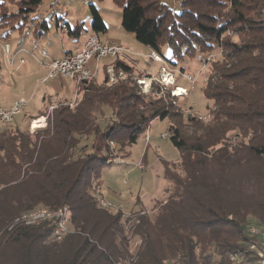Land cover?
<instances>
[{"label": "trees", "instance_id": "16d2710c", "mask_svg": "<svg viewBox=\"0 0 264 264\" xmlns=\"http://www.w3.org/2000/svg\"><path fill=\"white\" fill-rule=\"evenodd\" d=\"M41 1L19 0V11L29 15ZM113 1L122 8V29L169 63L176 58L172 37L185 32L191 53L197 45L220 50L202 88L211 118L183 115L167 102L169 93L155 94V82L143 94L129 77L110 84L106 74L101 82L81 81L79 101L53 108L42 129L0 123V264H261L230 256L244 250L249 218L264 224V0H181L178 12L154 0L157 14L141 0ZM89 7L92 33L106 31ZM62 27L74 40L82 35V26ZM169 29L165 57L161 41ZM113 64L129 73L122 60ZM164 118L180 154V172L164 165V200L150 215L139 210L125 219L101 207V170L112 151L135 144L152 120ZM39 206H67L72 232L53 240L54 221L9 229L17 215ZM132 237L140 244L130 252Z\"/></svg>", "mask_w": 264, "mask_h": 264}, {"label": "rangeland", "instance_id": "374dc122", "mask_svg": "<svg viewBox=\"0 0 264 264\" xmlns=\"http://www.w3.org/2000/svg\"><path fill=\"white\" fill-rule=\"evenodd\" d=\"M18 1L0 0V42L8 44L11 51H16L19 48L25 50L20 54L24 58V62L16 61L15 64L9 66L5 62L0 48V108H8L14 102H24L21 114L16 115L9 124L7 123V127L27 128L29 132L28 127L31 119L48 116L57 106L63 104L73 106L79 101L82 93H79V84L74 83L75 81L59 77L42 82L41 78L46 76L48 71L41 63L36 62L31 54L42 61H48L50 58L59 59L65 54L76 52L82 43L81 37L74 40L66 33V29L62 25L68 23L71 28L82 26L80 34L95 35L91 31L90 4L97 8L107 26L106 31L95 36L104 42L129 49L128 53L118 57L100 59L95 76L91 79L101 82L103 76L108 75V69L113 68L115 59L118 58L129 67L126 79L129 77L128 80L133 81L139 91L136 83L137 77L144 78L147 74L158 76V70L163 66L161 62L149 60L146 55L152 50L136 41L133 33L125 32L122 29V8L113 0H42L38 7L26 16L19 11L20 3ZM141 1L145 6H148L151 14L158 13V10H155L154 0ZM164 2L173 11L180 10L181 0H164ZM58 16H62V20H58ZM45 22L46 29L42 25ZM56 22L62 23L58 26ZM170 22H172L171 18H167L164 29ZM171 30H166L161 41L165 57H170L171 54V50L165 42L172 33ZM39 31H43L42 35ZM37 35H40L39 46L35 41ZM174 37H172V41L176 49L175 63L166 61V65L174 70L175 85L182 89L181 92L186 93H179L167 102L171 104L175 102L172 105L177 110L190 108L193 114L200 115L204 121H208L211 116L206 107L210 103L204 97L202 88L206 84L210 62L220 58V50L214 49L205 53L200 51V47L197 45L193 54L190 52V47L188 46V50L185 45L188 37L193 39L189 32H185L181 37ZM192 50L194 49L192 48ZM44 51L48 56L43 54ZM207 55L210 56V60H206ZM87 68L94 71L95 61H89ZM119 71L113 69L114 74ZM186 77H191L192 81H188ZM28 116L33 117L28 120ZM108 118L107 116L102 117L104 121ZM183 120L185 119L183 118ZM168 125L167 118L152 120L145 131V134L148 131V141L144 139L145 134L141 133L135 144L112 151L109 158L111 165L101 170L100 194L104 201L110 204L109 209L112 212L120 211L124 219L139 210L150 215L153 207L164 200L165 189L169 186L168 181L164 178V165L168 164L170 168L180 172L179 151L171 144L169 137H160L163 132L168 131ZM139 164L142 166L141 169L137 167ZM39 208L44 207L39 206L35 209ZM249 220L250 224L257 223L255 218H249ZM69 229L72 232L70 227ZM53 240L59 241L55 238ZM138 244H140V239L132 237L129 243L130 252H133Z\"/></svg>", "mask_w": 264, "mask_h": 264}, {"label": "built area", "instance_id": "2783aa9c", "mask_svg": "<svg viewBox=\"0 0 264 264\" xmlns=\"http://www.w3.org/2000/svg\"><path fill=\"white\" fill-rule=\"evenodd\" d=\"M82 43L79 45L76 52L65 54L59 59H50L49 61H42L34 54L31 57L41 64H44L47 69V75L41 78L42 82L47 80L62 78H69L74 83L79 84L81 81L89 80L95 76V71L97 70L98 63L100 59L104 57H118L129 52V49L112 43H105L100 40L98 36H85L81 35ZM0 48L4 57L5 62L12 66L15 62H24V58L20 57L19 54L25 51L23 48H19L16 51H11L8 44L0 42ZM19 55V56H18ZM149 60L153 62H161V66L158 70V76H150L147 74L144 78L137 77L136 83L143 94H149L152 91V83L155 82L159 86V90L155 92L157 96L166 97V93L173 98L176 94L177 89H180L175 85L176 79L174 70L168 68L166 61L161 57V55L152 50L148 55H146ZM95 61V69L91 71L87 68L89 61ZM207 60H210V56L207 55ZM127 74L123 71H119L117 74L113 73V68L108 69L109 83H113L116 80L126 79ZM188 81H192L191 77H186ZM173 87V88H170ZM186 93V92H181ZM170 98V99H171ZM175 104V102H172ZM72 106L71 104H69ZM24 107V102H14L8 108H0V123L7 124L13 120V118L21 114L22 108ZM51 110V108H50ZM181 113L185 116H193L197 119H202L200 115H195L191 112L190 108L180 109ZM48 116L36 117L29 122V132L33 133L36 129L44 128L47 125ZM169 132H163L160 137L167 138ZM145 141H148L149 135L148 131L144 137ZM109 146L114 149L115 144L113 141H109ZM139 169L142 166L137 165ZM98 204L101 207L109 208L108 204L102 197L98 199ZM128 217H131L128 216ZM43 221H54V229L52 236L53 238L60 240L62 237L69 234L71 231L68 227L69 221V209L67 206H61L55 209H50L47 207L32 209L29 211H24L17 215L11 222L9 229L15 225H33ZM246 242L245 248L239 253H235L230 256V261L232 262H242L246 261L250 256L256 257V260L261 264H264V224L261 225H249L246 230Z\"/></svg>", "mask_w": 264, "mask_h": 264}, {"label": "crops", "instance_id": "0c3cea01", "mask_svg": "<svg viewBox=\"0 0 264 264\" xmlns=\"http://www.w3.org/2000/svg\"><path fill=\"white\" fill-rule=\"evenodd\" d=\"M41 35H42V34H41ZM39 36H40V35H37V37H35V41H36V44H37L38 46H39V42H38V41H40V40H39V39H40ZM101 41H102V40H101ZM103 42H104V41H103ZM105 43H109V42H105ZM37 45H36V46H37ZM38 46H37V47H38ZM147 48H149V47H147ZM149 49H150V48H149ZM150 51H151V50H150ZM43 54H46V52L44 51ZM19 55H20V54H19ZM19 55H18V56H19ZM46 55H47V54H46ZM47 56H48V55H47ZM20 57H21V55H20ZM50 59H52V58H50ZM47 60H48V59H47ZM44 61H45V60H44ZM48 61H49V60H48ZM45 62H46V61H45ZM41 65H43L44 68H46V66H45L44 64H41ZM38 110H39V109H38ZM32 115H36V114H32Z\"/></svg>", "mask_w": 264, "mask_h": 264}, {"label": "bare ground", "instance_id": "6f19581e", "mask_svg": "<svg viewBox=\"0 0 264 264\" xmlns=\"http://www.w3.org/2000/svg\"><path fill=\"white\" fill-rule=\"evenodd\" d=\"M180 88V87H179ZM181 91H182V89L180 88V89H177V91H176V95H179V93H181Z\"/></svg>", "mask_w": 264, "mask_h": 264}]
</instances>
